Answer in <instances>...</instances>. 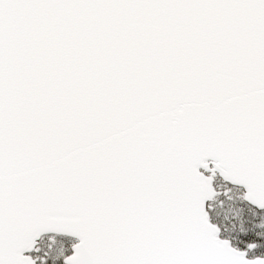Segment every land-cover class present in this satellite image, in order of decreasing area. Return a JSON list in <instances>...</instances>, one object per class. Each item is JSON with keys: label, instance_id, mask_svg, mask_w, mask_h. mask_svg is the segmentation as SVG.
I'll list each match as a JSON object with an SVG mask.
<instances>
[{"label": "snow or ice", "instance_id": "1", "mask_svg": "<svg viewBox=\"0 0 264 264\" xmlns=\"http://www.w3.org/2000/svg\"><path fill=\"white\" fill-rule=\"evenodd\" d=\"M0 264H264V0H0Z\"/></svg>", "mask_w": 264, "mask_h": 264}]
</instances>
